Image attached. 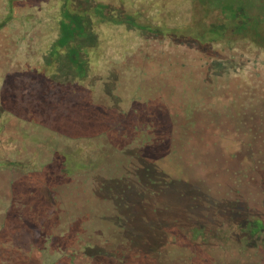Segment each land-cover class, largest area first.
Here are the masks:
<instances>
[{
    "label": "trees",
    "instance_id": "16d2710c",
    "mask_svg": "<svg viewBox=\"0 0 264 264\" xmlns=\"http://www.w3.org/2000/svg\"><path fill=\"white\" fill-rule=\"evenodd\" d=\"M224 6L216 0H0V81L12 85L14 74H21L36 86L32 96L41 98L22 107L25 120L11 114L9 92L0 89V157L13 159L15 166L28 160L23 169L31 195L49 179L48 156L58 158L55 175L66 185L52 193L53 202L42 211L46 217L56 213L68 221L77 215L66 212L70 209L58 212L68 206L64 195L73 184L75 195H87L84 203L92 212L99 202L110 206V224L98 225L99 217L94 225L112 233L103 244L112 254L138 259L137 264H218L225 245L233 242L252 250L243 264H264L259 237L264 228V115L259 114L264 83L228 77L219 95L211 81L217 74L210 60L200 57L204 51L186 57L166 43L220 46L217 54L225 58L236 42H248L264 62V19L253 30V23L242 22L231 8L228 20L221 19ZM121 31L156 36L162 43L157 50L149 43L122 50L120 61L103 60ZM172 81L188 89L186 104L175 109L162 90ZM60 86L64 93L70 90L82 115L77 119L67 112L61 129L37 118L48 104L42 98L45 88ZM72 138L71 152H63L60 143ZM223 138L231 142L222 145ZM154 150L175 160L174 177L156 167ZM187 154L199 157L202 183L192 181L195 164L184 159ZM186 192L193 196L185 217L160 216L158 201L168 194L184 199ZM134 194L141 206L129 201ZM202 194L210 197L205 203ZM144 213L153 222L154 240L133 225ZM251 221L260 226L249 228Z\"/></svg>",
    "mask_w": 264,
    "mask_h": 264
},
{
    "label": "rangeland",
    "instance_id": "374dc122",
    "mask_svg": "<svg viewBox=\"0 0 264 264\" xmlns=\"http://www.w3.org/2000/svg\"><path fill=\"white\" fill-rule=\"evenodd\" d=\"M216 1L225 4L221 9V19L226 18L228 20L230 17L231 13L226 10L227 8H231V10L235 11L236 17L238 18L240 16L238 19H242V22L244 21L243 19L246 18V20L252 22L253 30L256 29L257 20L264 19V0ZM262 29H264V26ZM114 41V46L108 49L103 60L108 58L112 60V62L117 60L120 61L119 59L121 58L119 57L125 55L122 50L125 52H133L138 49L139 46L147 43L153 46L152 50H157L159 47L158 45L162 43L159 37H143L135 32L126 31H121V35H118L117 39ZM118 43L123 44L124 48H119ZM166 43L167 49L171 46L175 48V53H183L186 57L195 54L200 55V52L204 51L200 57L204 60H210L212 72L217 74L211 81L216 87L219 95H222L227 89L228 77H237L241 83H247V80L257 85L260 82L264 83V62L261 61L263 57L258 56L257 50L249 46L248 42L238 41L232 46V49L229 48L227 50L225 48V50L229 52V55L225 58L217 54L220 46H212L203 49L199 44L187 40L175 41L172 45L169 42ZM148 49L150 50V48ZM204 53L207 55L204 56ZM107 68L110 67L108 66ZM32 84L29 78H25L21 74H14L12 85L6 82L5 79L0 81L1 91L7 90L9 92V96L4 95L2 98L6 100V97H9L8 105L6 106L12 110L11 114L14 113L13 116L25 117V112H23L22 107L27 106L30 101L39 102V100H41V98L38 99L32 96L36 89V86ZM183 84L184 83L177 85L172 81L162 89L164 90L163 96L166 97L169 102L173 101L172 106L174 109L185 105L188 99V89H186L187 86ZM204 84H208V82ZM62 90H64L62 86L55 89H51V87L45 88L42 98H44L48 104L42 109L43 111L41 110L42 113L40 112L37 114L39 120H45L48 125L54 126L55 124H59L60 129L63 127L62 125L65 124L63 118L67 112L72 113L73 117L77 119L82 116L76 112V104L69 98L70 90H68V94L62 92ZM159 91L160 90H155L154 94L157 95ZM62 98L65 100L61 102L60 99ZM259 114L264 115V109L259 111ZM26 119L27 117H25V120ZM53 119H55V121ZM56 119H59V122ZM67 129H69L71 133L76 132L71 126H68ZM63 138L65 137L62 136L60 139ZM60 139L56 141L61 142ZM219 142L225 145L229 144L231 139L223 138L219 140ZM74 143L75 141L73 138L70 142L64 140L60 143V148L63 152H71L68 149H72L70 147L74 145ZM50 144L54 146V144ZM74 150L76 149L74 148ZM155 152L150 156L157 161V163L155 162L156 167H160L162 171L165 172L166 176L174 177V175H176L175 160L169 155H166L164 150L162 152L156 150ZM49 156L47 160L52 163V168L49 169L51 172L48 176L49 179H46L43 185L39 183L37 187L38 190L36 189L32 195L29 189L30 183L27 182V176L24 174L25 169H23L24 165L28 164L26 163L28 160L26 158L25 160H18L17 166H15V164L11 162L13 159L5 160L4 156L0 157V264H137L138 259H126V257H123L121 254H112L110 251L106 250L103 244H105L104 242L107 241V237L112 233L107 232L105 227H99L100 229H97L94 223L100 217L98 225L110 224V217L113 218V213L111 214L108 210L110 206H107L105 203L101 206V202H99V206L95 209L97 213L95 211L92 212V205L84 203L87 199V195H75L73 192L75 188L73 184H70L69 192L64 195L65 202L68 203V206H60L59 210H57L62 214L65 209H70L66 212H69L72 216L77 214L76 216H71L72 218L67 221L66 219H61L60 214L57 218L56 213H51L49 219V217H46V215L42 213V211L53 202L51 199H53L54 194L52 193L55 191L58 192L59 188H63L66 185L64 184L62 176L58 177L56 176L57 174L55 175L56 167L53 164L60 166L61 163L55 161L58 160L57 157L55 158V156H53L50 158ZM159 158H162L161 161L158 160ZM196 158L199 157H193L188 154L184 156V159L189 162L193 160L192 164H195L191 167L193 175L190 177L192 181H199L202 183L201 180L204 179L203 165H200ZM222 158L225 157L222 156ZM51 163L48 162L47 164L50 165ZM43 167H45V164ZM44 171H46V168ZM206 179L210 185L212 182L208 178ZM183 181L187 182L186 180ZM192 181L189 182L194 184L195 187H203V184L200 185L199 182ZM184 196V199H178L176 195L168 194L162 201H158V203L161 202L164 204V206L159 207L157 203L160 216L164 218L170 216L171 218L178 216L180 218L185 217L191 202L190 198L193 195L191 196V194L186 192ZM102 197H107L105 192H102ZM103 198H101L102 201ZM209 199L210 197L208 195H201L203 203L207 202ZM146 200L142 202L143 205L146 204ZM129 201L139 204L141 198L134 194L129 198ZM111 202L114 204L115 201L112 200ZM58 204L61 205V203ZM236 206L237 209L243 208L240 204ZM203 207L204 205L200 207L201 212L204 209ZM146 216L145 213L141 214L140 217L135 219L136 223L133 225L142 233L141 236L145 234L144 238L154 240L155 232L151 231L153 222ZM149 217L150 219L151 217L154 220L156 219L151 213ZM122 225L124 226V224ZM248 226L249 228H254L260 225L251 221L248 223ZM137 229L135 231L133 230L132 233H136ZM259 237L264 239V228H262ZM255 240L257 241V239ZM251 252L252 250L249 249V247H243L242 250L237 248L233 242H229L220 253L218 264H222V261H225L227 264H243V261L251 256Z\"/></svg>",
    "mask_w": 264,
    "mask_h": 264
}]
</instances>
